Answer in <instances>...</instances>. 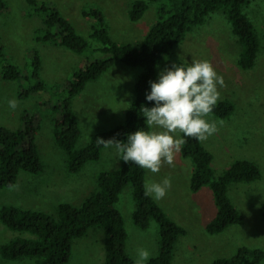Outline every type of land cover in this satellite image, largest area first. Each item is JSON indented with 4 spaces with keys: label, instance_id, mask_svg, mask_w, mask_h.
I'll return each mask as SVG.
<instances>
[{
    "label": "rangeland",
    "instance_id": "1",
    "mask_svg": "<svg viewBox=\"0 0 264 264\" xmlns=\"http://www.w3.org/2000/svg\"><path fill=\"white\" fill-rule=\"evenodd\" d=\"M46 1L58 7L87 37L94 19L86 17L83 10L91 6L100 7L110 24V34L117 42L138 44L157 19L156 1H150L149 9L137 21L131 20L128 14L134 0ZM6 2L7 9L0 13V69L8 59L29 73L31 58L34 50L38 49L43 59L42 77L49 83L63 84L72 77L74 70L82 67L86 59L100 55L91 50L79 54L59 42L38 41L37 36L44 28V16L34 13L27 0ZM244 11L254 22L261 44L253 68L243 69L239 65L242 47L222 10L210 14L204 24L192 28L186 38L174 47L171 58L188 65L193 61H209L225 81V87L217 86L219 100L230 99L235 103V110L229 117L221 118L213 113L205 117L208 121H215L219 129L202 141L213 154L212 166L216 175H221L235 160L245 158L260 166L262 176L254 181L233 182L230 185L229 195L243 214L244 222L231 225L221 233L210 234L206 225L217 212L214 193L210 186L192 191L191 159L183 157L179 151L174 155V167L165 164L158 174L147 169L146 184L160 182L167 176L172 178L171 189L157 201L187 230L177 242L173 264H211L216 257L234 255L242 245L264 247V217L261 213L264 202V0H249ZM89 39L92 47L100 44ZM165 68L164 64L159 65L156 80ZM142 70L141 66L117 60L97 80L88 82L75 97L74 108L82 128L78 147L85 146L93 134L125 121L126 109L134 100V85ZM22 83V80L11 81L0 77V127H20L25 110L34 112L40 108L38 104L46 100L45 93L21 97ZM12 99L18 102L15 110L8 105ZM38 116L41 127L36 140L44 170L39 174L22 171L13 186L0 188V209L4 205H16L57 214L58 205L63 201L82 204L95 190L97 174L121 164L120 150L115 145H108L98 161H90L79 172H71L67 166V153L54 137L53 119L58 114L46 108L40 110ZM177 138H182V133H178ZM118 206L126 221L129 254L136 261L137 250L144 248L150 251L151 257L155 256L159 250V225L152 220L144 229L134 222L136 203L130 185L121 193ZM17 236L33 235L11 230L0 220V247ZM104 259V230L93 227L85 236L74 240L73 253L66 264H101ZM33 263L31 258L12 260L0 253V264Z\"/></svg>",
    "mask_w": 264,
    "mask_h": 264
},
{
    "label": "trees",
    "instance_id": "2",
    "mask_svg": "<svg viewBox=\"0 0 264 264\" xmlns=\"http://www.w3.org/2000/svg\"><path fill=\"white\" fill-rule=\"evenodd\" d=\"M34 13L44 16V28L37 36L38 41L59 42L68 49L82 54L88 50L100 55L88 58L72 77L63 84L49 83L42 77L43 59L38 49L29 64V73L12 60H6L0 69V77L5 80H22L19 95L27 98L36 94H47L46 100L38 104V109L23 113L22 125L18 128L0 127V188L11 187L22 171L39 174L44 170V162L36 140L41 127L38 116L40 110L49 108L54 114V137L56 143L67 153V166L71 172H79L90 161H98L102 156L105 141L114 139L127 142V135L146 128V117L142 107L155 106L146 99L151 91L149 81H155L158 67L164 64L171 68L177 63L171 56L174 47L181 43L192 28L204 24L208 16L223 11L232 24L234 35L241 44L238 63L243 69L255 66L260 39L255 24L244 11L249 0H134L128 11L133 21L141 19L150 7V1L158 2L157 19L151 25L144 39L138 44L117 42L110 34V24L98 6L83 10L86 17L93 18L89 37L83 35L77 26L62 11L46 0H27ZM6 0H0V13L6 10ZM89 38L99 42L92 47ZM2 49V48H1ZM117 60L131 66H141V75L134 85V100L126 109L125 121L110 129L92 135L89 142L78 147L82 128L74 108V99L87 86L97 80L112 67ZM235 103L230 99L218 100L214 115L226 118L233 114ZM99 138V139H98ZM181 154L193 164L190 178L192 191L210 186L214 193L217 212L206 225L210 234L225 231L231 225L244 222V216L232 201L229 188L233 182H250L261 178L260 166L253 160L237 159L221 175L217 176L212 166L213 154L195 138L186 137ZM111 170H102L96 176V188L82 204L63 201L58 205V213L4 205L0 209V220L8 228L19 232H29L33 236H17L3 243L1 255L6 259H34L33 264H66L73 253L74 240L85 236L90 228L96 227L105 233V259L101 264H135L127 251L128 230L123 212L118 206L121 193L130 185L136 208L134 222L141 228L149 227L152 220L159 225V250L146 264H173L177 242L187 233L186 228L174 220L163 206L153 197L145 196L147 169L133 162L123 161ZM264 217V202L261 208ZM264 262V247L242 245L232 256L216 257L211 264H261Z\"/></svg>",
    "mask_w": 264,
    "mask_h": 264
},
{
    "label": "clouds",
    "instance_id": "3",
    "mask_svg": "<svg viewBox=\"0 0 264 264\" xmlns=\"http://www.w3.org/2000/svg\"><path fill=\"white\" fill-rule=\"evenodd\" d=\"M149 83L151 91L146 93V99L154 101L155 106H143L142 112L146 117V128L150 130L141 128L129 133L127 142L98 139L106 146L115 145L123 152L122 159L126 163L133 162L158 174L165 164L174 167V155L186 143L184 138H177L178 133L205 141L219 130L215 121L205 117L213 112L220 99L217 86L223 88L226 85L223 76L207 60L193 61L188 66L173 64L159 73L158 80ZM8 105L15 110L18 102L12 99ZM171 186L172 178L167 176L160 182L146 184L144 195L161 200ZM137 257L135 264H145L151 253L141 248L137 250Z\"/></svg>",
    "mask_w": 264,
    "mask_h": 264
}]
</instances>
